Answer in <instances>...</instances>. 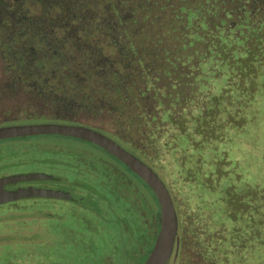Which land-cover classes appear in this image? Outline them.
I'll list each match as a JSON object with an SVG mask.
<instances>
[{"label": "trees", "instance_id": "1", "mask_svg": "<svg viewBox=\"0 0 264 264\" xmlns=\"http://www.w3.org/2000/svg\"><path fill=\"white\" fill-rule=\"evenodd\" d=\"M203 2L0 0V108L27 120L47 118L51 113L41 110L59 103L104 115L142 148L141 158L166 183L184 252L200 247L198 254L213 264H264V193L253 190L243 172L227 171L239 163L227 147L229 134L234 128L246 133L251 116L257 125L264 119V0ZM31 101L39 111L26 106ZM162 169H174L176 182L182 178L188 187H173ZM202 169L216 177L197 189L191 173L199 179ZM105 170L129 202V214L144 218L131 225L89 210L112 247L99 262L92 253L50 255L27 242L0 264H114L115 246L125 260L141 252L145 259L159 229L157 196L132 169ZM78 200L86 208L93 202ZM120 234L124 241L117 245Z\"/></svg>", "mask_w": 264, "mask_h": 264}, {"label": "flooded vegetation", "instance_id": "2", "mask_svg": "<svg viewBox=\"0 0 264 264\" xmlns=\"http://www.w3.org/2000/svg\"><path fill=\"white\" fill-rule=\"evenodd\" d=\"M201 1H204L203 3H206V0ZM192 11L195 13L196 10L194 9ZM36 104L38 105V103ZM43 105L46 106L45 104ZM41 111L42 113H51V115H48V117L46 116L47 118L45 119L40 118L27 120L14 118L15 115L11 116L14 113H11L8 115L9 117H11V119H6L8 120L7 123L0 124V126L9 124H28L42 122H59L85 125L113 138L119 144H121L123 147H125L127 150L131 151L138 157L141 158V156L143 155L141 153L142 148L133 144L132 142H129L127 138L122 136V133L117 129V126H115V124L110 120H107L104 115H96L91 112V110L74 106V104L72 103H59V107L55 109L47 106L46 110ZM38 136H58L60 138L66 137L74 140V142H77L78 145L69 146L68 144H63L61 142L41 141L37 143V146L39 148L46 149L49 152L53 151L55 152V155L50 158L33 156L24 159L22 152L27 151L29 147H32L34 144L27 143L26 141L28 140H23L22 142V140L19 139L25 137L33 138ZM3 141L7 143L6 145L0 144V178L16 174H45L42 178L7 182L4 185L5 189L15 190L18 188H28L33 186L37 188L61 190L64 192H70L72 196L79 195L83 197H90L93 202L85 204L89 206V208H86L85 206L72 202V200H69L67 198L27 197L0 203V211H6L8 209L11 210V208H15L17 210L23 209L22 214H25L26 219L28 218L37 220L39 218L52 217L61 219L63 217V203L69 202L76 207H80L86 210H92L93 212L98 213L100 216L106 217V213H111L112 216H110L109 218L106 217L110 220L119 215L118 209L123 206V203L127 202L124 198H120L121 193L119 191L118 185L112 182V180L110 179L111 177L109 171L105 169L131 168L128 166L127 168L126 166L121 165L118 161L114 160L110 154H108V150L93 142L60 134H36L0 139V143ZM31 163L36 164L31 165ZM92 169H98L97 179H99V181L105 180L104 183L95 182L96 173H93ZM80 171L84 172L82 176H80ZM121 190L127 196V191L124 188H122ZM47 200L55 201L54 203L56 204L53 205V207H55L56 209L55 211H53V207H51V205H48V203L46 202ZM130 203L133 204L134 199H131ZM138 210L143 211L142 203L140 204V209L138 207ZM139 217L140 219H143L144 215L141 213ZM149 221L150 220L148 219V222ZM160 224L161 216L159 222L157 223L159 229ZM155 225L153 226L155 227ZM0 226V231L6 230L9 228V223H7L6 221H0ZM183 252L182 238L178 227V239L174 247V251L167 264H181L183 261ZM149 254L147 255V257L149 256ZM147 257L143 259L144 257L142 252L137 253L135 257H132L133 260H131L130 264H139L140 262L141 264H143L146 261ZM135 258L137 259L134 260Z\"/></svg>", "mask_w": 264, "mask_h": 264}, {"label": "rangeland", "instance_id": "3", "mask_svg": "<svg viewBox=\"0 0 264 264\" xmlns=\"http://www.w3.org/2000/svg\"><path fill=\"white\" fill-rule=\"evenodd\" d=\"M24 99H30L29 95H24ZM20 96L17 95L15 99H19ZM9 103L14 102L10 100V97L6 99ZM25 101V100H24ZM37 104L33 105L32 101L30 105H26L30 109H35L32 111H39V107L36 106ZM257 106V105H256ZM259 106V105H258ZM0 107L2 105L0 104ZM17 112V110H10V108H0V120L9 115L10 113ZM244 129H248L246 133L243 134V129L241 128H234L235 134L231 132L228 140L232 139V143H229L227 147L230 148L231 155H234L235 159H238V167L236 169H227L228 172H235V173H242L241 176L246 178V181L252 184L253 190H259L260 194L264 193V181L256 182V176L249 175L250 174H259L264 176V119L261 120L260 123H256V120L253 116L248 121L246 127ZM232 130V131H233ZM258 137V138H257ZM16 140V139H14ZM19 140H28L27 143L34 144L32 147L25 152H22L23 158L26 159L28 157H43V158H50L55 155V152L48 151L46 149L39 148L37 146L38 142L41 141H54V142H61L63 144H68L69 146L78 145L77 142L74 140L66 137H47V136H38V137H25ZM18 142V141H17ZM7 142L3 141L0 144L6 145ZM221 145L225 146V144L221 143ZM226 147V146H225ZM234 153V154H233ZM36 163H31L34 165ZM29 167V166H28ZM97 170L92 169V172L96 173L95 182L96 183H104L103 180L97 179ZM194 169H187V171H193ZM198 170V169H195ZM201 170V169H199ZM166 173V178L169 183L173 187L177 186H187L189 185L187 182L182 181L179 184L176 182V174L173 172L174 169H162ZM213 169H202V172L197 178V174L195 172L191 173L192 177L196 182L192 184L193 187L197 189H201L204 185L210 187L213 184V180L211 178L216 177L212 173ZM81 172V171H80ZM84 172H81V175ZM195 173V174H194ZM179 177V176H178ZM180 178V177H179ZM188 178V177H187ZM189 179V178H188ZM192 181V180H191ZM209 181V182H208ZM204 182H207L204 183ZM217 182V181H216ZM215 182V183H216ZM224 182L223 178H221L220 183L217 185L220 187L221 183ZM244 182V181H243ZM242 182V183H243ZM203 185H202V184ZM241 183V185H242ZM188 187V186H187ZM257 188V189H256ZM204 189V188H203ZM218 192L215 193H219ZM79 197V195H76ZM208 198V193L207 197ZM215 200L214 198L211 199ZM206 201H209L207 199ZM48 205L53 207L55 201H46ZM74 202V201H72ZM76 203V202H75ZM140 209V206H139ZM1 210V209H0ZM55 207H53V211H55ZM131 207L129 203H123L120 209H118V216H121L123 219H127L131 225L137 224V217L140 218L139 215H131L129 214L131 211ZM141 212V211H140ZM22 210H17L15 208H11V210H2L0 211V221H6L9 223V228L6 230H1L0 235H11L14 238L12 242L9 243H2L0 244V261L4 260L5 258H11L16 253H21L24 251V244L27 242H35L37 249L48 250L50 255H57V256H69L66 255L69 251L74 257L76 256L77 259L81 257V255H88L90 253L94 254L96 257L97 262H99L103 258V254L105 251L109 250L108 246H111L109 242V235L103 228L102 222L98 221L96 215H94L91 211L82 209L80 207H76L69 202H64L62 207V218L57 219L55 217L52 218H39L37 220L33 219H26L25 214ZM106 217L112 216L111 213H106ZM114 216V215H113ZM133 217V220L131 219ZM135 223H134V222ZM1 228V226H0ZM12 231V232H10ZM21 235V236H20ZM120 236H122L120 234ZM26 240H25V238ZM30 238H33L30 240ZM182 238V236H181ZM121 241H124L122 236L121 240H115V243L119 245ZM40 247V248H39ZM120 246H115V250L117 253L114 258V264H127L130 260H125L124 254L120 251ZM200 247H188L183 252V261L181 264H213L207 258H202L198 253L200 251ZM66 255V256H65ZM71 255V256H72ZM85 262L90 261V259L86 256H83ZM135 258L134 260H136Z\"/></svg>", "mask_w": 264, "mask_h": 264}, {"label": "water", "instance_id": "4", "mask_svg": "<svg viewBox=\"0 0 264 264\" xmlns=\"http://www.w3.org/2000/svg\"><path fill=\"white\" fill-rule=\"evenodd\" d=\"M60 134L93 142L119 158L135 173L143 178L154 190L161 209V224L154 246L143 264H167L178 239V214L170 191L159 174L140 157L127 150L108 135L85 125L59 122L9 124L0 126V139L36 135ZM45 174H16L0 178V203L27 197L67 198L79 202L78 197L61 190L28 187L7 190V182L42 178ZM14 240L11 235H0V244Z\"/></svg>", "mask_w": 264, "mask_h": 264}]
</instances>
